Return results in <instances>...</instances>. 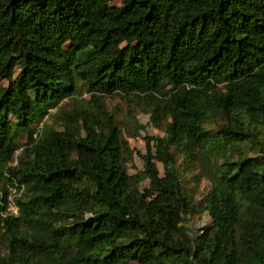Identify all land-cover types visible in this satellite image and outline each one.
Instances as JSON below:
<instances>
[{
  "label": "trees",
  "instance_id": "1",
  "mask_svg": "<svg viewBox=\"0 0 264 264\" xmlns=\"http://www.w3.org/2000/svg\"><path fill=\"white\" fill-rule=\"evenodd\" d=\"M0 78V264H264V157L232 155L264 129V0H0ZM78 83L89 100L37 134ZM115 92L166 121L134 174ZM171 148L211 181L199 203ZM15 183L20 215H2Z\"/></svg>",
  "mask_w": 264,
  "mask_h": 264
},
{
  "label": "rangeland",
  "instance_id": "2",
  "mask_svg": "<svg viewBox=\"0 0 264 264\" xmlns=\"http://www.w3.org/2000/svg\"><path fill=\"white\" fill-rule=\"evenodd\" d=\"M6 80L0 78V86L6 85ZM90 98V93L86 92L85 88L80 83L76 87L73 97L63 99L56 108L49 110V113L41 120L40 125H35L36 133L40 131L43 123L52 124L57 129H62L59 120V110H70L75 104L83 106ZM101 99L114 117L118 127L120 128V136L127 143V170L129 174H134L143 169V160L141 154L146 152L145 138L146 137H162L165 135L166 121L151 120V113L148 105L140 97H133L115 92L111 95H102ZM222 117L220 115L211 118L204 123V127L211 132H215L222 124ZM36 135V134H34ZM16 141L22 145L26 141L24 131H19L16 135ZM241 152H233L234 157L238 156H259L264 157V129L260 130L255 137L240 144ZM21 148L14 153V158L11 164L16 162ZM175 155V164L179 169L182 177V185L187 192L193 196L195 203H199L203 196L210 190L211 181L206 177V173L201 171L196 159H191L189 162L185 161L183 155L178 150L171 148ZM154 162L160 172L163 174V165L154 159ZM149 185V180L144 179L139 183L140 189ZM26 194V187L22 183H15L14 185H7V200L8 205L2 211V215L19 216L20 210L17 204V199L24 198ZM0 198L2 194L0 192ZM196 210V209H194ZM211 224V219L207 212L193 213L183 217L182 225L191 230V232H198L204 227ZM0 256L7 257L8 252L5 244H0ZM130 264H136L131 262Z\"/></svg>",
  "mask_w": 264,
  "mask_h": 264
}]
</instances>
